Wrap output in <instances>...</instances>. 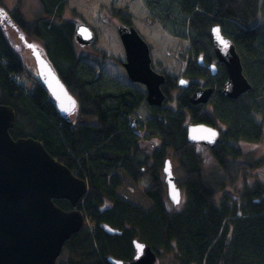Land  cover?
<instances>
[{
  "label": "trees",
  "instance_id": "obj_1",
  "mask_svg": "<svg viewBox=\"0 0 264 264\" xmlns=\"http://www.w3.org/2000/svg\"><path fill=\"white\" fill-rule=\"evenodd\" d=\"M37 1L39 13L32 21L19 10L8 11L1 2L0 6L29 40L44 49L77 99L78 114L71 123L60 117L37 75L25 71V55L15 50L20 44L15 32L1 23L0 105L16 113L10 131L14 139L39 141L88 185L79 206L88 225L66 243L69 254L62 264H110L109 258L130 261L135 241L150 246L159 264H264V184L245 179L261 162L242 163L238 149L264 137V0H143L167 32L189 41L186 73L193 80L204 77L193 68V57L197 67L200 57L208 64L215 59L214 26L219 25L235 44L251 89L236 100L224 97L228 73L219 64L216 96L203 108L190 103L198 85L192 82L188 89H180L170 75L163 86L164 106L148 105L146 93L103 71L105 53L92 67L79 53L76 18L69 16L80 14L70 8V0ZM113 16L122 25L134 26L128 7L113 9ZM25 81L31 82L30 89ZM171 102L173 107L168 106ZM142 109L147 119L138 120L131 129L129 117ZM190 123L226 127L219 146L209 151L217 168L212 175L204 172L199 146L188 140ZM150 139L153 147L144 149L143 140ZM167 159L177 163V176L182 171L176 179L186 196L175 211L169 207L163 179ZM126 179L147 184L144 195L152 202L151 209L118 194ZM55 203L64 211L72 210L66 200Z\"/></svg>",
  "mask_w": 264,
  "mask_h": 264
},
{
  "label": "water",
  "instance_id": "obj_2",
  "mask_svg": "<svg viewBox=\"0 0 264 264\" xmlns=\"http://www.w3.org/2000/svg\"><path fill=\"white\" fill-rule=\"evenodd\" d=\"M0 23L4 29L9 28L16 33L20 40L16 51L24 47L31 53L39 82L48 91L60 117L71 123L79 111V103L60 78L44 49L28 39L2 6ZM118 34L125 51L124 68L129 79L146 87L148 105L164 106L166 93L163 86L167 77L154 70L149 44L134 26L121 25ZM96 36V30L90 24L81 19L75 20L78 45L92 46ZM211 36L214 55L228 73L222 95L232 100L239 99L250 91L251 86L235 44L223 35L219 25L212 28ZM202 63L203 57H200L198 64ZM209 70L213 77L217 76L215 64H211ZM178 84L188 89L190 82L180 78ZM213 92L212 88H198L191 95L190 103L193 106L206 105ZM15 122L14 109L0 105V264H57L66 243L84 228L85 217L79 204L88 192V185L54 159L39 141L32 138L14 139L10 131ZM136 122V118L130 119L132 128ZM188 140L191 144L213 150L219 146L221 134L219 129L204 123L190 124ZM163 174L168 198L174 206L179 207L183 192L178 187L170 159L165 162ZM58 200L68 201L72 210H62L55 203ZM134 246L132 260L109 258L108 262L158 264L157 253L150 246L139 241H135Z\"/></svg>",
  "mask_w": 264,
  "mask_h": 264
},
{
  "label": "rangeland",
  "instance_id": "obj_3",
  "mask_svg": "<svg viewBox=\"0 0 264 264\" xmlns=\"http://www.w3.org/2000/svg\"><path fill=\"white\" fill-rule=\"evenodd\" d=\"M0 2L3 3L8 11L19 10L28 21L34 20L39 13V5L37 0H0ZM123 7H128L130 13L133 14L134 27L149 44L154 67L157 68L156 70L161 72V68L158 66V64H160L167 75H170L173 78L179 79L181 75H187V73L184 71V68L185 64L189 63V56L187 54V52L190 50L188 43L189 41L178 39L167 32L164 29L162 23L158 21L159 19L155 18V15L152 14L145 6L143 0H70V8L75 9L82 17H74L71 15L69 16L70 18H68H82V20L90 24L96 30L98 35V43L95 46L93 45V47L86 48L79 47V53L82 54L83 57H86L89 66H97L96 59L101 58L100 56H104L103 53H105L106 60L104 65H102L103 71L107 75L119 81L128 84L131 83L130 79H128L129 77L126 76L127 72L124 66L121 65L126 62L125 51L118 34V27L122 24L113 16V9H119ZM18 41L20 40L18 39ZM17 49L23 52L25 55V59L23 60L25 71H27V73L29 72L31 75H37L35 63L31 53L24 47L22 50L20 48ZM99 51L102 52V55H100ZM192 59L194 65L193 68L199 69V67L196 65L195 58L193 57ZM25 77L26 75L20 78L21 83ZM25 82L27 83V81ZM198 82H200V80ZM25 86L30 89L32 84L31 82H28L25 84ZM139 89L143 92L146 91L145 87H139ZM174 97H176V94H172V98ZM168 106L173 107L174 105H172L171 102ZM134 115L139 121H145L148 117L146 109H142L138 114ZM218 129L226 131V127L222 125H219ZM141 145L144 147V149L150 150L154 145V141L153 139L143 140ZM238 149L242 152V163L261 162V166L257 169L249 171L246 174L245 179L250 183L259 181L264 184V137L259 143L256 144L242 143L238 146ZM198 153L203 160L205 174L208 176L212 175L217 170V168L215 160L211 156L209 149L205 148L204 146H199ZM171 157L172 156L169 158ZM172 164L175 176L180 178L182 176V171L179 169L180 173L179 176H177V163L172 161ZM146 186L147 184L144 181L133 182L126 179V183L118 189V194L128 199L131 203L137 204L145 210H149L152 208V202L144 195ZM241 187V184H239L238 190H240ZM228 191L231 190L228 189ZM182 192L181 206L186 199L185 192ZM167 199L169 201V207L172 211L179 209L171 203L168 195ZM82 201L80 202L79 206L82 204ZM80 211L82 212L81 209ZM84 217L85 228L88 224L85 215ZM68 254L69 252H67V249H64L61 257L57 261V264H62L63 261L65 262L68 258ZM169 257L163 259V263L168 262Z\"/></svg>",
  "mask_w": 264,
  "mask_h": 264
},
{
  "label": "flooded vegetation",
  "instance_id": "obj_4",
  "mask_svg": "<svg viewBox=\"0 0 264 264\" xmlns=\"http://www.w3.org/2000/svg\"><path fill=\"white\" fill-rule=\"evenodd\" d=\"M122 24V23H121ZM142 36V35H141ZM143 37V36H142ZM144 38V37H143ZM97 42H98V35L96 36V44H97ZM95 44V45H96ZM94 45V46H95ZM89 47H93V45L92 46H89ZM86 48V47H85ZM151 49V48H150ZM214 51V50H213ZM105 63V62H104ZM188 64L189 63H186L185 64V68H184V71L185 72H187L189 69H190V67L188 66ZM211 64H215L216 65V67H217V69H218V71H219V67H218V65L219 64H221L218 60H217V58L215 57V59L210 63V64H208L207 63V61H205L204 59H203V63L200 65V64H198L199 65V71L201 72V73H203V75H204V77H199V78H197L196 80H193L192 78H190L189 76H187V75H181V77L180 78H184V79H186V80H188L189 82H190V85H191V83L193 82V83H195V84H197L198 86H197V88L196 89H198V88H202V89H209V88H212L213 89V95H212V97L210 98V100H209V102L206 104V105H202V106H195V107H198V108H203V107H207V106H210L211 105V103H212V101L214 100V97L216 96V90H217V87L215 86V78L217 77V76H215V77H213L212 75H211V73H210V70H209V66L211 65ZM104 65V64H103ZM121 65H123L124 66V63L123 64H121ZM222 65V64H221ZM153 68H154V70L157 72V73H159V74H162V75H165L166 77H167V74L166 73H164L163 72V69L161 68V72H158L156 69V67H154V63H153ZM126 74V73H125ZM218 74V73H217ZM126 76L128 77V75L126 74ZM185 76V77H184ZM179 78V79H180ZM129 79V78H128ZM177 79V78H176ZM179 79H177V84H178V81H179ZM200 80V82H198ZM195 81V82H194ZM122 82V81H121ZM130 84H128V83H124V84H127V85H130V86H133L134 88H136V89H139V87H145V86H143V85H141V84H136V83H133L131 80H130ZM189 85V86H190ZM178 87H179V84H178ZM146 88V87H145ZM180 89H184V88H181V87H179ZM195 89V90H196ZM140 90V89H139ZM184 90H186V89H184ZM194 90V91H195ZM140 91H142V90H140ZM144 93H146V95H147V90L144 92ZM148 103V102H147ZM193 106V105H192ZM132 117H134V116H130L129 117V120L132 118ZM137 120V119H136ZM138 123H139V121L137 120V122H136V124H135V127H133L132 128V126H131V129H134V128H136L137 127V125H138ZM191 124V123H190ZM191 125H193V124H191ZM189 126V125H188ZM215 128V127H214ZM188 129V128H187ZM218 129V128H217ZM219 131H220V134H221V138H222V130H220L219 129ZM221 142V141H220ZM205 148H207V147H205ZM207 149H209V148H207ZM209 151H210V149H209Z\"/></svg>",
  "mask_w": 264,
  "mask_h": 264
},
{
  "label": "crops",
  "instance_id": "obj_5",
  "mask_svg": "<svg viewBox=\"0 0 264 264\" xmlns=\"http://www.w3.org/2000/svg\"><path fill=\"white\" fill-rule=\"evenodd\" d=\"M78 114V113H77ZM77 114L73 117V119L77 116ZM135 118V117H134ZM129 122H130V120H129ZM201 124V123H200ZM130 125H131V123H130ZM190 125V124H189ZM196 145V144H195ZM197 146H199V145H197ZM181 206V205H180Z\"/></svg>",
  "mask_w": 264,
  "mask_h": 264
},
{
  "label": "snow or ice",
  "instance_id": "obj_6",
  "mask_svg": "<svg viewBox=\"0 0 264 264\" xmlns=\"http://www.w3.org/2000/svg\"><path fill=\"white\" fill-rule=\"evenodd\" d=\"M216 32H217V34H219V29H217L216 30ZM225 47H227V45L225 44ZM213 135H214V133H213Z\"/></svg>",
  "mask_w": 264,
  "mask_h": 264
},
{
  "label": "bare ground",
  "instance_id": "obj_7",
  "mask_svg": "<svg viewBox=\"0 0 264 264\" xmlns=\"http://www.w3.org/2000/svg\"><path fill=\"white\" fill-rule=\"evenodd\" d=\"M31 41L35 42L34 40H31ZM36 43H37V42H36Z\"/></svg>",
  "mask_w": 264,
  "mask_h": 264
}]
</instances>
